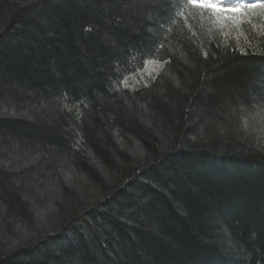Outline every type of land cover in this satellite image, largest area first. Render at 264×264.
Here are the masks:
<instances>
[{
	"label": "trees",
	"instance_id": "obj_1",
	"mask_svg": "<svg viewBox=\"0 0 264 264\" xmlns=\"http://www.w3.org/2000/svg\"><path fill=\"white\" fill-rule=\"evenodd\" d=\"M250 15L0 0V264H264Z\"/></svg>",
	"mask_w": 264,
	"mask_h": 264
},
{
	"label": "snow or ice",
	"instance_id": "obj_2",
	"mask_svg": "<svg viewBox=\"0 0 264 264\" xmlns=\"http://www.w3.org/2000/svg\"><path fill=\"white\" fill-rule=\"evenodd\" d=\"M186 6L208 12L211 23L233 22L238 26L251 23V15L264 10V0H186ZM184 13L181 12L180 15Z\"/></svg>",
	"mask_w": 264,
	"mask_h": 264
},
{
	"label": "rangeland",
	"instance_id": "obj_3",
	"mask_svg": "<svg viewBox=\"0 0 264 264\" xmlns=\"http://www.w3.org/2000/svg\"><path fill=\"white\" fill-rule=\"evenodd\" d=\"M158 67V65H150L146 71L147 73L154 72Z\"/></svg>",
	"mask_w": 264,
	"mask_h": 264
}]
</instances>
